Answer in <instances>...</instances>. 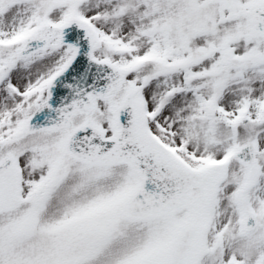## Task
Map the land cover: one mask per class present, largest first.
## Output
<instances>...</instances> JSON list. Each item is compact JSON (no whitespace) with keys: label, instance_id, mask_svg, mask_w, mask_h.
<instances>
[{"label":"snow or ice","instance_id":"1","mask_svg":"<svg viewBox=\"0 0 264 264\" xmlns=\"http://www.w3.org/2000/svg\"><path fill=\"white\" fill-rule=\"evenodd\" d=\"M0 264H264V0H0Z\"/></svg>","mask_w":264,"mask_h":264}]
</instances>
